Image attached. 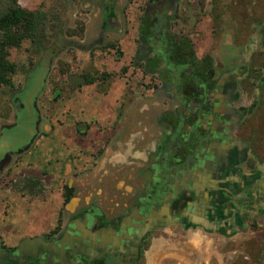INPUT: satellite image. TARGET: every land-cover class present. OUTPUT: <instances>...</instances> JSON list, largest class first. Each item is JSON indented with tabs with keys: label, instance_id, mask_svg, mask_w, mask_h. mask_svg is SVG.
<instances>
[{
	"label": "flooded vegetation",
	"instance_id": "flooded-vegetation-1",
	"mask_svg": "<svg viewBox=\"0 0 264 264\" xmlns=\"http://www.w3.org/2000/svg\"><path fill=\"white\" fill-rule=\"evenodd\" d=\"M137 1L132 25L120 0H98V35L90 46H81L98 50L133 29L128 64L157 81L154 121L149 129L147 117L140 121L146 126L138 148L133 146L135 160L120 170L131 173L112 185L113 194L98 189L88 200L64 185L72 194L65 200L62 186L54 225L18 238L14 246H0V264H139L153 233L165 227L233 235L261 213L263 162L245 128L251 107L242 102L247 47L198 58L186 30L176 29L183 24L189 32L191 22L213 8V0ZM60 40L69 42L65 49L74 45ZM107 47L119 52L115 43ZM114 85L107 83L109 90ZM25 112L0 132V167L38 136L35 103L31 114L26 106ZM96 120L93 115L92 123L78 120L75 132L78 124V135L100 134Z\"/></svg>",
	"mask_w": 264,
	"mask_h": 264
},
{
	"label": "rangeland",
	"instance_id": "rangeland-1",
	"mask_svg": "<svg viewBox=\"0 0 264 264\" xmlns=\"http://www.w3.org/2000/svg\"><path fill=\"white\" fill-rule=\"evenodd\" d=\"M5 1L0 0V10ZM126 1L120 0L119 4L127 8L133 25L139 2L134 0L127 6ZM18 3L27 10L41 6L48 13L46 30L50 39L46 49L54 46L59 50L51 55L43 86L32 102L39 113L38 136L25 151L0 167V219L8 209L15 217L23 210L36 217L56 212L64 185L73 187L80 199L92 198L98 189L113 194L112 185L123 173H131L129 169L120 170L135 160L133 146L146 126L140 121L147 117L149 129L158 98L153 95L157 86L154 76L151 78L128 64L134 51L133 29L128 35L115 36L119 42L113 40L98 50L81 47L90 46L98 35V0ZM213 5L205 16L191 22L189 32L183 24L175 27L189 34L198 58L206 53L219 56L226 50L236 54L247 47L244 61L248 71L242 86V102L251 108L245 128L252 132V147L263 162L259 174L264 179V0H213ZM61 37L74 45L71 43L65 49L69 42L61 44ZM112 43L118 46V53L107 47ZM29 47L30 42L24 40L20 47L9 49L8 58L17 71L12 76L14 87L0 88V132L19 120V116H26L24 100L35 82L34 71L44 53L33 56L35 65L28 71ZM123 65L128 68L126 75L121 69ZM69 75H82L94 83L71 86ZM109 81L115 82L113 90L107 86ZM97 99L104 104L95 112ZM92 115L97 118L95 124L101 129L100 134L92 130L78 135L74 124L78 120L92 123ZM260 196L264 197V183ZM260 208L259 216L233 235L184 231L175 225L158 230L139 264H264V202ZM26 222L8 221L3 226L1 222L0 246H14L18 241L14 237L21 233V227L27 226Z\"/></svg>",
	"mask_w": 264,
	"mask_h": 264
},
{
	"label": "trees",
	"instance_id": "trees-1",
	"mask_svg": "<svg viewBox=\"0 0 264 264\" xmlns=\"http://www.w3.org/2000/svg\"><path fill=\"white\" fill-rule=\"evenodd\" d=\"M3 7L0 10V88H13L12 76L17 68L8 58L9 49L18 48L24 40H28L30 42V47L27 49L28 71L31 70L35 65L33 56L39 55L48 46L50 35L46 26L49 18L48 13L42 10L41 6L36 10H27L20 6L18 0H6ZM92 81L89 79L86 82ZM76 132L82 134L78 124ZM64 192L65 200L72 196L71 189L67 186H64Z\"/></svg>",
	"mask_w": 264,
	"mask_h": 264
},
{
	"label": "crops",
	"instance_id": "crops-1",
	"mask_svg": "<svg viewBox=\"0 0 264 264\" xmlns=\"http://www.w3.org/2000/svg\"><path fill=\"white\" fill-rule=\"evenodd\" d=\"M96 102L97 104L95 105L96 106L95 109L97 110L94 109L95 112L102 109L101 106L102 104H104V101L102 99H97ZM11 211L12 210L8 209L6 214L4 213L1 214L2 218L0 219V223L2 222V226L4 222L7 223L8 221L15 223L16 221H19L21 219L28 220V222H26L27 226L21 227L22 228L21 233L16 237H14L15 240L26 235L45 232L54 225L57 215V211H56V212H47V213L39 214V216L36 217L29 214L28 210H25L26 212L23 210L21 211V214H19V216L15 217L13 216ZM7 225L8 224H6V226Z\"/></svg>",
	"mask_w": 264,
	"mask_h": 264
},
{
	"label": "water",
	"instance_id": "water-1",
	"mask_svg": "<svg viewBox=\"0 0 264 264\" xmlns=\"http://www.w3.org/2000/svg\"><path fill=\"white\" fill-rule=\"evenodd\" d=\"M59 49L54 48V46L44 50L43 58L41 63L37 66L36 70L34 71V83L33 85L28 88V91L26 93V97L24 100V104L27 108V111L29 114L32 113V101L36 94L39 92L41 87L43 86L45 75L48 71L49 64H50V58L51 55L55 52H57ZM68 83L72 86L75 85H81L85 83V77L79 76V75H69L68 76ZM26 113V112H25Z\"/></svg>",
	"mask_w": 264,
	"mask_h": 264
}]
</instances>
